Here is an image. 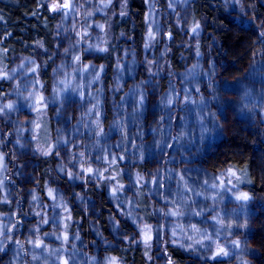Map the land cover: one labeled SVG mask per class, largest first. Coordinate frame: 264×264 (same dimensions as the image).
Returning a JSON list of instances; mask_svg holds the SVG:
<instances>
[{
    "label": "trees",
    "instance_id": "16d2710c",
    "mask_svg": "<svg viewBox=\"0 0 264 264\" xmlns=\"http://www.w3.org/2000/svg\"><path fill=\"white\" fill-rule=\"evenodd\" d=\"M52 1L0 0V107L13 102L0 112V226L11 237L0 264H264V208L218 182L238 169L248 179L233 194L264 196V90L240 82L253 57L264 73V0H128L110 41L100 27L114 0H74L68 17ZM40 95L56 138L44 157ZM88 166L121 178L92 183ZM217 243L231 253L215 261Z\"/></svg>",
    "mask_w": 264,
    "mask_h": 264
},
{
    "label": "rangeland",
    "instance_id": "374dc122",
    "mask_svg": "<svg viewBox=\"0 0 264 264\" xmlns=\"http://www.w3.org/2000/svg\"><path fill=\"white\" fill-rule=\"evenodd\" d=\"M112 1V0H110ZM67 4L68 7H64V5ZM50 8L54 11H58V10H63L62 14L65 17H68L70 15H72V12L74 11V0H54L50 3ZM153 4L150 1V8H149V20H150V24L152 25V27L158 28L160 26V21L159 18L157 16V13L155 12V10L153 9ZM127 11H129V5H128V0H114L113 4L109 6L108 8V12H106V16L109 17L108 19V23L101 25L100 27V32L101 35L103 33V39L106 41H110L111 38V20L112 18H114L115 15L117 14H124L127 13ZM197 24L193 23L191 24V32L192 35H194V37H198L200 35L201 32V26L199 25V28H197V30L195 32H193V28L196 26ZM151 33H149L150 35ZM91 41V40H90ZM89 44H91L89 42ZM146 51V50H145ZM202 55V54H201ZM208 57V56H207ZM158 60V59H157ZM149 65H151V70H150V75H156L158 72L157 70V65H158V61L156 60H150L149 61ZM55 80H57V78H55ZM39 83V80H37ZM56 90V87H55ZM40 98H38V100L36 101L38 103V107L36 109V122H35V129H36V142H37V147L38 150L40 151V154L42 157H44L45 155L42 154L41 149H47L48 147H51V149L53 150L55 147V142H56V138L54 136V133L51 131V127H50V121H49V117H48V112H47V106H48V101L45 98V96L40 95ZM224 128L227 129L228 125L226 123H224ZM134 147H131L127 150V154L134 150ZM51 150V152H52ZM50 155V154H49ZM124 161L126 160V158H122ZM109 160V158H108ZM93 168V172L90 175H87V178H91L92 179V183L95 182H100L102 184L107 183V180H118L120 179V175L118 174H114L110 177V179H107V177H105L103 179V181L99 178V171L97 170L95 167ZM235 172L237 176H243V179L237 183V181L232 177V173ZM52 178L54 179V182H58L60 179V176L58 174V172H52ZM96 175V176H95ZM248 179V175L243 172V171H238V169H234V168H227L225 169L224 173L220 174L218 176V182L221 184V189L224 190L226 189L229 194L233 195L235 197V199L238 202H244L245 204L248 205V207L251 210H256L257 208H264V196L262 194L257 195V197L254 196L253 193H250L249 191H247L245 189V191L242 190L241 193H237V195L233 194V189L231 185H244L246 182V180ZM90 183V185L92 184ZM101 184V185H102ZM85 188L89 187L87 181L84 182ZM246 185V184H245ZM107 186V185H106ZM108 188L110 189L111 193L114 189L116 188V183L111 184L108 186ZM220 188L216 187L215 190H221ZM226 190H224L226 192ZM227 192V193H228ZM243 194H247L248 199H243V198H238V197H242ZM55 195H52V199H55L54 197ZM62 198V197H59ZM67 206V205H66ZM64 219L62 222V226L64 227L63 230L65 231L64 236H66L69 239V234L68 231L71 229L73 223H74V217L73 215H71V211L70 208L67 206V210L64 209ZM142 230H144V234L146 235L147 230H146V226L145 223H142ZM146 240V239H145ZM149 242H151L149 240ZM147 243V240H146ZM240 248V247H239ZM231 251H230V247L225 244V243H217L214 244V246H212L211 251H208V254L210 255V258L212 260H218L220 257H226L228 255H230ZM168 257V261H170V264H174V262L172 261L171 258H169V255H167Z\"/></svg>",
    "mask_w": 264,
    "mask_h": 264
},
{
    "label": "clouds",
    "instance_id": "9594fccd",
    "mask_svg": "<svg viewBox=\"0 0 264 264\" xmlns=\"http://www.w3.org/2000/svg\"><path fill=\"white\" fill-rule=\"evenodd\" d=\"M109 2H110V0H109ZM105 6H107V5H105ZM87 15H91V12L87 13ZM40 46L43 47V44L41 43ZM101 50L102 51H106V49H101ZM259 52H260V50L258 49L256 54L259 55ZM256 64H257V60L255 59V57H253L252 61L249 64V69H248L247 73L245 74L244 79H242L240 82L241 83H248L249 86H256V84L258 83L260 88L262 90H264V73H261L260 76L257 78V76H256V68H255ZM97 103H99V101H97ZM12 107H13V102H9V103L3 105L2 107H0V112H2L4 108L11 109ZM96 124L99 127V120L96 121ZM51 150H52L51 147H48L47 149H41V152H42L43 155L47 156V155H49L51 153ZM80 155H81V157H83L84 154L80 153ZM112 163H115V160H113ZM0 167H4L3 154H0ZM64 167H66V165ZM85 171L91 173V172H93V168L91 166H88L87 168H85ZM231 175L237 181V183H239L243 179V176H237L235 172H233ZM137 178L138 179H143L142 177H139V176ZM3 179H6V177L0 179V187H2ZM122 188H123V184H121L119 188L114 189L112 191V193H110V194L114 196L115 192L119 191ZM47 192H48V195L50 197L53 195V189L48 188ZM5 199H6V197H5ZM37 199H38V194L35 192V190H33V194L31 196V200L35 201ZM58 206H60V205H58ZM63 207H64L65 210H67V206L66 205H63ZM0 237H3V227L2 226H0ZM10 239H11V237L8 236V237H3V239L0 240V252H3L5 250L6 242L8 240H10ZM196 242H199V241H196ZM21 248H23V245H21ZM32 259L35 260V259H37V257L33 256ZM244 264H248V262L244 261Z\"/></svg>",
    "mask_w": 264,
    "mask_h": 264
},
{
    "label": "snow or ice",
    "instance_id": "6c2138e0",
    "mask_svg": "<svg viewBox=\"0 0 264 264\" xmlns=\"http://www.w3.org/2000/svg\"><path fill=\"white\" fill-rule=\"evenodd\" d=\"M64 7H68V5L65 4ZM197 28H199L198 24L193 28V32H195ZM238 198L248 199L247 194H243L242 197H238Z\"/></svg>",
    "mask_w": 264,
    "mask_h": 264
}]
</instances>
